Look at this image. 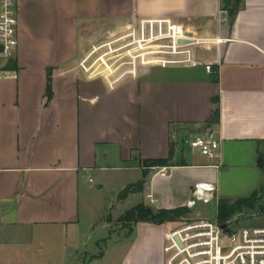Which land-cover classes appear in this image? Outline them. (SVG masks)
I'll return each mask as SVG.
<instances>
[{"label":"crops","instance_id":"1","mask_svg":"<svg viewBox=\"0 0 264 264\" xmlns=\"http://www.w3.org/2000/svg\"><path fill=\"white\" fill-rule=\"evenodd\" d=\"M18 2L19 51L0 66V264H167L171 221L122 225L113 244L103 237L90 256L80 250L90 238L81 186L101 150L148 170L145 203L159 209L188 207L200 182L216 186L214 200L258 188L264 0H241L227 21L223 0ZM145 18L190 27L196 62L140 64L116 82L84 71L79 62L95 44ZM216 107L220 119L209 123ZM209 129L220 156H188L183 138ZM155 158L168 163L144 165Z\"/></svg>","mask_w":264,"mask_h":264},{"label":"built area","instance_id":"2","mask_svg":"<svg viewBox=\"0 0 264 264\" xmlns=\"http://www.w3.org/2000/svg\"><path fill=\"white\" fill-rule=\"evenodd\" d=\"M222 18L230 19L227 9L222 8ZM192 32L184 24L145 18L95 44L79 64L91 77L105 76L116 82L128 73L136 74L140 64L196 62L190 46L200 40ZM224 39L217 38L218 41ZM19 46V2L0 0V58L14 57ZM206 67L211 70L213 64L207 63ZM191 144L208 158L220 156L221 138L216 130L197 134ZM215 197L216 186L200 182L188 207L196 209L200 201L209 203ZM154 200L152 198V202ZM226 223L224 228L218 219L198 215L173 225L168 230L164 248L167 264H264V225L236 228L231 221Z\"/></svg>","mask_w":264,"mask_h":264},{"label":"rangeland","instance_id":"3","mask_svg":"<svg viewBox=\"0 0 264 264\" xmlns=\"http://www.w3.org/2000/svg\"><path fill=\"white\" fill-rule=\"evenodd\" d=\"M197 51L200 53L201 49L197 48ZM7 63L8 59L0 58V66H7ZM194 137V134H189L182 140L186 154L192 158L197 155L207 157L201 153L198 147L192 146L191 140ZM108 149H114V147L109 145ZM105 152V150L98 152L97 162L92 169L86 172L84 183L81 186L82 224L89 225L90 238L87 239V246L83 245L80 250L84 253L85 250H88V256L97 251L96 242L101 238L108 237L105 241L108 245H111L114 240L124 237L126 228L121 226H131L135 222H126L122 219L123 214L140 202H150L149 197L137 187H132V191L126 197H123L121 194L127 186H134L143 177L144 171L138 165V162L135 160L123 161L118 157L119 155L116 152H111L110 150L108 153L111 155L109 158H106ZM259 157L260 155L258 156V160ZM257 168V170L262 172L263 176L261 175L262 180L256 190L262 188L264 193V166L261 167L257 161ZM223 197L236 199L238 196L224 195ZM218 207V199L208 204H200L193 211L171 222H173V225L181 224L186 218L198 215L219 220ZM236 215H238L237 219H235ZM228 221H231L233 227L236 228L264 225V196L257 202L256 207H245L243 210H238L234 217ZM227 240L229 241V239ZM103 249H106V244L103 245Z\"/></svg>","mask_w":264,"mask_h":264},{"label":"trees","instance_id":"4","mask_svg":"<svg viewBox=\"0 0 264 264\" xmlns=\"http://www.w3.org/2000/svg\"><path fill=\"white\" fill-rule=\"evenodd\" d=\"M241 0H223V9L228 10L229 17H234L240 7ZM11 65V62L8 63ZM49 97H51V84H49ZM217 102L219 99L217 98ZM220 119V108L216 107L214 109L212 118L209 120V123L217 122ZM168 163L167 159L155 158V159H145L144 165H158ZM148 170L144 169V178L141 179L138 183L127 186L121 193L123 197H126L131 191L132 187H137L143 189L144 183L147 180ZM264 196L263 189L255 190L248 196H242L236 199H231L228 197H221L219 199L218 207V217L221 223L227 222L230 218H233L235 213L238 210H242L245 207H255L257 202ZM193 211L187 206H181L173 209L166 208H154L150 205L140 202L133 206L130 210L125 212L122 216L126 222H138V221H150L155 223H164L167 221H173L179 219L181 216L188 214Z\"/></svg>","mask_w":264,"mask_h":264},{"label":"water","instance_id":"5","mask_svg":"<svg viewBox=\"0 0 264 264\" xmlns=\"http://www.w3.org/2000/svg\"><path fill=\"white\" fill-rule=\"evenodd\" d=\"M181 41H183V42H190L191 40H189V39H182ZM258 163H259V165L261 167L264 166V156L263 155H260L259 160H258ZM99 186H101V185H99ZM237 218H238V215L235 216V219H237ZM222 226L224 228H226L227 223L226 222L222 223Z\"/></svg>","mask_w":264,"mask_h":264}]
</instances>
